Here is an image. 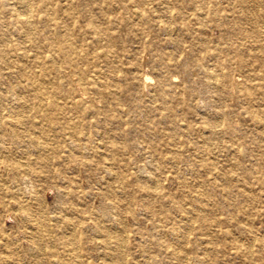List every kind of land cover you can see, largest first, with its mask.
<instances>
[{"label": "rangeland", "instance_id": "rangeland-1", "mask_svg": "<svg viewBox=\"0 0 264 264\" xmlns=\"http://www.w3.org/2000/svg\"><path fill=\"white\" fill-rule=\"evenodd\" d=\"M14 1L0 0V22L3 26L6 24L10 37L4 47L8 49V45L15 44L29 50L35 54L33 59L39 60L43 54L39 51L36 54L32 44L16 35L19 25L10 10V3ZM200 1L203 9L198 12L188 0H29L33 26L41 32L39 39L43 40L44 35L66 37L74 48V66L97 77L99 85L77 84L78 77L71 75L72 68L65 63L62 53L49 61L44 71L32 59L22 61L29 66L27 71L25 69L26 75L11 62L0 63V100L6 98L10 86L27 89L28 95L29 72L40 73L44 92H55L64 107L58 115L50 113L56 120L52 125L44 122L42 128L55 146L70 145L78 160L84 162L83 166L76 167L62 153L57 155L59 158L50 160L49 169L41 171L40 164L34 162L35 156L26 152H33V142L26 137L18 142L3 137L0 147L5 152L0 153V181L8 186V192L0 191V200L10 203L6 208L0 207V264H5V257H11L12 261L6 264H50L52 253L61 251L62 241H58L55 245L41 242L43 253L29 252L33 241L30 234L35 229L32 220L41 213L65 215L79 221L77 225L83 223L84 233L80 234L78 225L73 234L81 236L86 263L103 264L105 259L106 264H119L109 259V255L102 256L105 251L98 244L97 232L89 220L92 210L100 209L109 201L118 202L119 207L111 210V215L120 217L125 226V264H151L153 258H157V264H170L169 255L153 247L151 241L157 235L149 215L170 210L180 227L182 223L175 205L179 201L189 203L194 192L201 190L211 193L212 197L200 200L206 222H195L183 242L181 251L188 256L186 264H199L201 258L206 264H264V186L261 183L264 181V142L257 139L258 131L246 111L247 101L232 82L233 75H240L242 83L244 75L257 76L264 71L255 59L258 52L248 48L253 45V38L235 37L237 43L244 44L250 51L245 57L228 52L232 63L230 73L223 79V87H208L200 71L214 65L218 58L223 59L224 53L210 56L206 49L211 52L228 49L227 20L233 24L242 21L243 29L250 31L252 21L244 18L264 19V0L260 5L245 1L246 11L237 8V0ZM211 9L217 11V19L209 14ZM106 49L109 54L105 53ZM191 58L195 66L185 74L183 64ZM145 72L153 79L149 83L144 81ZM160 79L169 85L167 99L173 95H184L188 99L186 104L176 105L173 111L183 132L190 134L189 138L174 135L183 151L181 168L191 167L193 143L199 135L197 130L201 127L202 135L207 136L217 129L214 115H226L223 125L216 130L221 134L216 143L217 155L213 156L221 174L215 176L200 170L198 176L188 172L178 178L169 168L170 157L165 154V164L160 162L163 167L158 170L151 167L158 158L149 139L162 151L171 143L166 122L169 112L155 97ZM107 84L112 86L114 94L105 89ZM103 91H107L104 96ZM254 93L255 104L263 110L264 89ZM78 96L82 102L72 106V98ZM9 104L6 101V105ZM149 109L152 110L151 121L146 122L140 113ZM259 115L264 117V112ZM230 126L234 131L232 135ZM83 133L88 137L78 138ZM115 146V157L102 156L101 153ZM23 163L33 169L9 170ZM105 167L115 173L106 176ZM137 175L149 182L144 189L137 185ZM208 179L211 181L207 182ZM200 180H206L204 187H195ZM154 182L160 183L158 189L152 186ZM229 182L230 187H227ZM109 185L116 190L109 189L108 193ZM69 190L79 192L80 196L65 195ZM36 196L41 198V206L34 200ZM22 202L27 203L21 206ZM51 224L66 232L62 222ZM250 232L256 238L251 250L247 248ZM14 246L19 248L18 254H11L10 248Z\"/></svg>", "mask_w": 264, "mask_h": 264}, {"label": "bare ground", "instance_id": "bare-ground-1", "mask_svg": "<svg viewBox=\"0 0 264 264\" xmlns=\"http://www.w3.org/2000/svg\"><path fill=\"white\" fill-rule=\"evenodd\" d=\"M188 1L192 4L194 10L198 12L202 11L203 6L201 5L200 0ZM245 1H250L254 4L259 5L263 3V0H237V8H240L242 11H246L248 9V6L243 5ZM10 10L12 12V16L15 18L16 22L19 25L16 34L17 37L24 42L32 44L36 49L35 52L39 51L43 55L39 57V60H35L33 59L35 58V54H32L29 50H26L25 48H18L15 44H10L8 45V49H5L4 46H6V44H9L10 41L9 30L6 24L3 26V23L0 22V63L11 62L15 64V66H19L21 74L26 75L27 67L29 66L27 65L26 67V65L22 63V61H29L30 59H32L31 61H34L39 66V69L41 71H44L47 68V63H49V61L51 60H55L57 55H60L62 53L64 54V59H66L65 63L70 65V67L72 68L71 75H76L78 77L77 84L85 86L99 85L97 77H92L91 75L87 74L84 69L76 68L74 66L75 60L72 55L74 48L72 44L69 43V41L66 39V37H63V35L61 36L59 34L56 36V38L44 35L43 40L39 39L41 36V32L33 26V9L29 0H15L13 3H10ZM209 14L213 18L217 19L218 14L215 9L209 10ZM244 19L252 21V29L250 31L243 29L241 23L242 21L237 23L234 22L233 24L232 21L227 20L226 24L229 26L230 29L227 50L224 51L221 49H215L214 52H211V49H206V53H209L210 56H219L220 53H224V55H222L221 57L223 59L218 58L214 65L205 66L204 68L200 69V71L205 75L204 77H206V84L208 87L214 88L224 86L223 79L227 77L230 73L229 71L231 69L232 63L228 52L243 55L245 57L248 51L253 49L258 52V54L255 55L256 61L259 62V65H261L260 67H264V19L259 17H245ZM48 20L55 22L54 19L49 18ZM2 26L4 27L3 29H1ZM55 26L57 25L55 24ZM239 35H241L242 38H253V45L251 47H248L250 50L245 48L244 44L236 42L235 37ZM105 53L109 54L110 51L106 49ZM194 61L195 60L191 58L183 64L182 68L185 74H188L190 71L193 70L195 66ZM244 62L242 66L245 64ZM39 74L40 73L36 71L29 72L28 88L30 89L28 90V95L26 92L27 89L25 90L21 89L20 87L18 88L16 86H10L7 89L8 95L6 96V98L4 100H0V142L4 136L9 137V139L13 142L22 141L24 137L28 138L31 142H33V152H26L29 155L35 156L34 162L40 164L41 171L49 169L50 160L54 158H59L57 157V155L62 153L66 154L72 164L76 167H80L81 165L83 166L84 162L78 160L79 158L75 156V149L73 147L68 144H57L55 146L49 138L48 132H46L42 128L44 122H47V124L52 125V122L56 120V118L53 117V114L50 115V113H56V115H58L57 112H61L64 107L56 99L55 92H50V94L44 92V82L43 80L39 79ZM143 77L145 83H149L153 80L146 72L144 73ZM239 81L240 75L232 76L233 84L237 85L239 91L243 93L242 95L247 101L246 111L250 115L249 120L251 121L252 126L255 128V130L258 131L257 139L259 140V142H264V117L259 115L261 112H264V109H259L254 101V92L262 91L264 89V71L261 73H257V76L251 74L244 75L243 82L240 83ZM111 87L112 86H110V84H107L105 86V89L110 90L114 94L115 92L113 89H111ZM104 92L107 91H103L101 93L103 96L105 95ZM155 92V97H158L163 108L169 112V115L166 117V122L169 124L167 128L170 132L169 136L171 143H168L169 146H167L166 149L162 151L161 149L155 147V144L152 139H149V145L153 150V153L158 158L157 163L152 164L151 167H154L157 170L163 167L165 164V154L170 157V161L168 162L169 168L178 178L184 176L188 172H192L194 175L198 176L200 170L215 176L221 174V168L213 160V156L217 155L216 143L218 142L220 138L219 135L221 134L220 131L216 130H218L223 125L226 115H223L222 113H217L214 115L217 129L211 130L207 136L202 135L201 127L200 130H197L199 135L197 136L196 141L194 143L192 142L194 145V152L191 156V167L183 169L180 167V164L184 161L182 156L183 151L178 145L179 140L175 139L174 135L181 134L184 135L185 138H189L190 134L189 132H183L179 121H177L176 115L173 114V111L176 105L180 103L186 104L188 99L185 98L184 95H173L170 96L169 99H167V96L170 92L169 85L162 79L158 80ZM6 101L10 102L9 106L6 105ZM79 102H82V98L80 96L72 98L70 104L72 106H76ZM151 112L152 110L149 109L146 110L144 113H140V115L144 118L146 122H149L151 121ZM177 130H179L181 133L179 131L177 132ZM229 130L232 135L234 131L231 126L229 127ZM74 133L75 132H73L72 134ZM67 134L71 133H65L64 135ZM83 135L85 137H88V134L83 133L81 134V136L79 135L78 138L82 137ZM149 138H151L150 135ZM1 152H5V149L0 147V153ZM116 152L117 148L115 146L110 147V149L105 150L101 154L104 157L111 156V158H113L115 157ZM150 161L147 160V162ZM160 162H163L164 164L160 165ZM28 167L29 169H33L31 165H28V163H23L21 165L17 164V167L11 166L9 170L20 171L21 169H28ZM262 169H264V166L262 167ZM103 172L106 176H112L115 173L108 167H105ZM223 174L224 173L222 172V175ZM136 179L137 185H139L140 188H143L145 186V183L147 184L148 182L146 178L142 175H137ZM208 181L211 180L208 179L207 182ZM205 182L206 180H200L198 184H195V187L198 186L199 188H202L206 184ZM261 183L264 186V181H262ZM159 184V182H154L152 186L154 185L156 189H158ZM230 184V182L226 183L227 187H230ZM109 189H111L112 191L113 189L116 190V188H114L112 185L108 186V193H110ZM156 189L153 190L154 194H156ZM2 190L8 192V186H6L4 182L0 181V191ZM64 193L67 196L72 195L70 197L80 196V193L74 190H69ZM202 197L209 198L212 197V194L209 192H204L202 190L196 191L194 192L190 200L191 202H177L175 208L176 211H178V217L180 218L179 220L182 223L180 227L177 226L175 220L171 217L170 210H167L166 212L160 215H149L150 221L153 222L156 227L157 237H155L154 241H151L153 247L158 248L161 252L169 255V257L171 258L170 264H186L188 256L183 254V251H181V249L183 248V242L187 240L188 233L191 229H193L195 222L204 223L207 219L206 212L200 203ZM130 198L131 197H129V199ZM34 200L41 206L42 200L40 197L36 196ZM9 203L10 202L0 200V207L6 208L9 206ZM25 204L24 202L20 203L21 206H24ZM188 204L190 205L189 207H187ZM118 207V202H106L102 205L100 209L91 211V216L89 217V220L92 221L93 229L97 232L98 244L105 251V253H102V256L109 255V259H111L112 261L116 260L117 262H119V264H125V226L123 220L120 217H114L113 215H111V210L117 209ZM128 211H130L129 208ZM232 213L233 212H231V214ZM32 221L35 229L30 234V237L31 239H33V241H31L29 252H35V254L43 253L44 251L42 250L41 242L54 244L58 241H62L61 251L58 252L57 250V252L52 253L51 257H53V259L50 261V264H88L83 259V250L80 241L81 236L76 237L75 234H73L75 226L78 225L80 226V234H82V232L84 233L85 227L82 222L77 225L79 221L76 220L75 222L73 221V219L68 218L65 215L63 217L59 215L45 216V214L42 213L36 216L35 220ZM51 222H62L63 224H65L66 232L62 231L58 226H53ZM67 230H69V232H67ZM115 230L119 231L114 232ZM60 233L63 236H58V234ZM35 238L36 240H34ZM255 242L256 238L252 235V232H250V243L248 244L247 248L251 250ZM54 245L52 247H55ZM203 250L209 251L210 249ZM10 251L11 254H18L20 250L19 248H17V246H14L10 248ZM10 259L11 257H5L3 261L5 262V264L11 263L12 261ZM105 261L106 260L104 259L103 264H106ZM150 262L151 264H157L158 260L157 258H153ZM199 264H206V260L201 258Z\"/></svg>", "mask_w": 264, "mask_h": 264}]
</instances>
